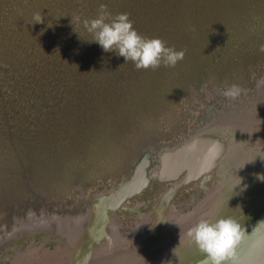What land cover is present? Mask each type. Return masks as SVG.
I'll return each mask as SVG.
<instances>
[{
	"label": "rangeland",
	"instance_id": "374dc122",
	"mask_svg": "<svg viewBox=\"0 0 264 264\" xmlns=\"http://www.w3.org/2000/svg\"><path fill=\"white\" fill-rule=\"evenodd\" d=\"M91 1L0 0V264H39L63 256L76 234L96 253L104 244L111 250L130 246L153 233L162 224L160 216H169L164 224L182 221L210 200L219 202L226 188L225 216L236 221L263 197L264 181L257 174H264V154L256 165L247 159L261 136L255 137V130L264 127V53L259 50L240 53L227 72L206 65L182 74L181 84L168 94L169 116L156 113L152 137H137L124 149L115 175L99 165L93 171L90 164L67 176L52 175V157L99 128L122 103L121 91L143 71L91 41L83 21L96 18L101 4L123 12L110 7L117 0ZM122 9L147 37L151 28L143 16L129 11L130 5ZM36 14L42 23L33 22ZM232 84L242 89L235 99L223 95ZM32 154L37 162L22 159ZM47 159L52 160L48 177L30 168ZM5 162L13 169L2 170ZM120 181L117 193H111ZM97 202H102V224L94 225L88 213ZM204 255L194 264H202Z\"/></svg>",
	"mask_w": 264,
	"mask_h": 264
},
{
	"label": "water",
	"instance_id": "95a60500",
	"mask_svg": "<svg viewBox=\"0 0 264 264\" xmlns=\"http://www.w3.org/2000/svg\"><path fill=\"white\" fill-rule=\"evenodd\" d=\"M95 1L97 0L90 3ZM157 1L141 0L136 5L134 0L121 2L117 0L116 6L112 4L110 7L112 10H124L127 13L128 11L122 8L130 5L132 9L129 11L134 10L138 13L137 16L142 15L147 26L151 28L147 37H159L166 41L168 46H174L176 50H185L184 59L174 68L161 66L155 70L149 68V71L142 72L139 81L141 79L145 81V88H141L139 92L136 90L138 81H135L134 85L130 84L121 91L124 99L120 106L100 120L99 128L97 125L94 126L85 138L77 140V144L69 151H58L55 157H52L53 161L44 160L45 163L39 164L40 166L32 163L31 169L33 167L38 171L41 169L39 174L48 177L51 170L48 169L49 161H52L54 167L51 170L52 175L67 176L78 170L77 168L89 164L93 167V171H96L99 165L105 168L102 172L109 171L115 175L120 167L119 157L123 155L124 149L135 143L137 137L142 138L145 134L152 137L149 134L150 128L156 127L159 121L156 119V113L161 111L164 118L169 116L167 112L170 111L171 102L168 100V94H172L171 90L181 84L182 74L206 65L213 67V70L227 72V68L236 66L240 53L258 51L260 45L264 44V0H259L256 4L244 1L243 7L248 12L240 10L238 13L242 14L239 16L227 12L224 0L213 2L219 8V13L214 11L212 6L210 7L208 0H165L162 3ZM148 2L153 7H157L160 14L151 17L149 13L144 12L145 3L147 5ZM239 8L242 9L238 6ZM92 15L91 13L90 16ZM46 18L50 20L48 16ZM123 129L129 131L123 132ZM22 159L37 162L34 154L22 156ZM41 165L48 166L42 169ZM128 181L133 183L131 179ZM123 182L120 181L111 189V193H117L118 187ZM135 191L126 194L122 201ZM101 193L106 194L105 191ZM95 205L96 203L91 208ZM66 237L69 239L68 236Z\"/></svg>",
	"mask_w": 264,
	"mask_h": 264
},
{
	"label": "bare ground",
	"instance_id": "6f19581e",
	"mask_svg": "<svg viewBox=\"0 0 264 264\" xmlns=\"http://www.w3.org/2000/svg\"><path fill=\"white\" fill-rule=\"evenodd\" d=\"M255 133V137L259 133L261 134V136L260 139H258L254 150L250 151V153L252 152L251 158H249V155L247 159L248 161L254 160V164L256 165L258 158H260V155L264 154V127L262 128L261 132L260 130H255ZM255 137L253 138L255 139ZM248 147L249 146H247L246 148ZM254 170L258 172V169L256 167L254 168ZM232 181H234V179ZM232 185L234 186L235 184L232 183L231 186ZM215 189L217 191V188ZM228 190L229 188L223 190L224 194L221 195L222 198L219 202L215 199L210 200L208 203H206L205 207H202V209L204 210H202L201 212H196L195 214L190 216L191 218L185 216L182 221L169 222L168 224H164L168 222L169 219V213L168 215L167 213H165L168 218H159V221H161V223L164 225H158V228L156 227V230L153 231V233L151 232L148 235L145 234L142 239L138 240L137 243H134L130 246H126L123 248H120L118 246L117 248L111 250L110 244L107 243L106 245H109L110 247H107L104 244V246L102 247V251H99L100 253H96L95 249L92 250L89 248H85L81 244L80 235L76 234L75 238L77 239V242L76 239H71L69 241V244H71L72 247L70 246L71 248H65V252L62 254L63 256L59 255L51 257L46 262H41L39 264H184L187 263V261L189 262L192 260V263L194 264L196 263L195 260H197V256L204 253H202L194 243L189 241L186 233L201 219L216 220L218 218L227 217L225 216L227 210H224L223 206L224 202H226L227 200V193H229ZM219 191L221 192L222 189ZM225 195L226 197H224ZM217 202L219 203V205H217ZM227 202L230 201L228 200ZM256 202V209L253 212H250L243 218H237V222L241 225L243 235L235 247V264H264V222L259 223V220L264 218V192L263 197L258 198ZM97 203V208H95L92 212L89 211L88 213L90 223L94 225L102 224L103 210L100 209L102 208V202ZM162 209L165 210L167 208H164L163 206ZM215 212H219V215H213ZM81 218L83 219L84 216H82ZM176 218L178 220H181L183 217L179 218L177 216ZM105 221H107V218H105ZM182 238L183 240H180ZM107 248H109L110 250ZM174 248L175 255L173 252ZM49 252L53 255L55 253L54 250ZM258 252L262 255V257L259 259H257L255 256V254H257ZM201 257V260L205 259V255ZM201 260H199L198 262H200Z\"/></svg>",
	"mask_w": 264,
	"mask_h": 264
},
{
	"label": "clouds",
	"instance_id": "9594fccd",
	"mask_svg": "<svg viewBox=\"0 0 264 264\" xmlns=\"http://www.w3.org/2000/svg\"><path fill=\"white\" fill-rule=\"evenodd\" d=\"M76 19L79 20V17ZM33 22L42 23V16L36 14ZM83 24L92 34L91 41L98 43L105 52L115 51L118 56L124 57L125 62L133 63L137 70H155L161 66L174 68L185 56V50H176L159 37L140 35L128 13L113 15L105 4L100 5L96 18L85 19ZM259 51L264 53V44L260 45ZM241 92L238 85L232 84L223 95L235 99ZM257 179L264 181V174H257ZM186 235L205 254L203 264H235V247L243 232L235 219L226 217L201 219ZM173 252L175 255V248Z\"/></svg>",
	"mask_w": 264,
	"mask_h": 264
},
{
	"label": "trees",
	"instance_id": "16d2710c",
	"mask_svg": "<svg viewBox=\"0 0 264 264\" xmlns=\"http://www.w3.org/2000/svg\"><path fill=\"white\" fill-rule=\"evenodd\" d=\"M138 1L139 2H141V0H137V2L135 3L136 5H138ZM160 3H162V2H165V0H158ZM157 1V3H159ZM209 1V4H210V7L212 6L213 7V9H214V11H217L218 13H219V8L218 7H216L214 4H213V2L215 3V0H208ZM248 2V3H257L259 0H224L223 2H224V5H225V9L227 10V12L229 13H234L235 15H241V14H239L238 13V11H240V10H244V11H246V13L248 12L247 10H245L246 8L245 7H243V5H245V4H243V2ZM135 2V1H134ZM248 6H250L249 4H247ZM171 6V5H170ZM238 6H240L242 9H238ZM151 11L153 12V14H151ZM144 12H146V13H149L150 14V16L152 17V16H154L155 14H160V11H159V9H157V7L155 8V7H153L152 6V4L150 3V2H148L147 3V5H146V3H145V7H144ZM113 14H118V13H121V12H118L117 13V11H115V12H112ZM122 13H126L124 10H123V12ZM233 16V15H232ZM246 17V16H245ZM235 18V17H234ZM247 18V17H246ZM167 28V27H166ZM144 71H146V70H143L142 72H144ZM147 71H149V70H147ZM146 71V72H147ZM145 86H146V83H145V81H143L142 79H141V81H139L138 80V88L136 89L137 91H139L140 92V90H141V88H145ZM131 101L133 102V98L131 99ZM125 129V128H124ZM123 129V132H125V130ZM126 131H127V129H126ZM129 131V130H128ZM87 134V133H86ZM86 134H83L80 138H78V140L80 139L81 140V138H83L84 139V137L86 136ZM71 149V147H68V146H65V150H70ZM1 166H2V170L3 169H9V170H12L13 169V165L12 164H10V163H7V162H5V163H2L1 164ZM42 166V165H41ZM48 166V165H47ZM47 166H42V169H45V168H47Z\"/></svg>",
	"mask_w": 264,
	"mask_h": 264
}]
</instances>
